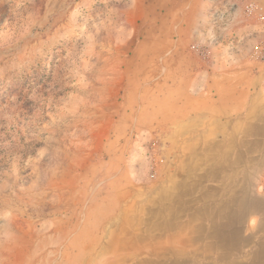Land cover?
<instances>
[{
	"label": "crops",
	"instance_id": "obj_1",
	"mask_svg": "<svg viewBox=\"0 0 264 264\" xmlns=\"http://www.w3.org/2000/svg\"><path fill=\"white\" fill-rule=\"evenodd\" d=\"M249 1H151V85L93 167L69 264H264V0Z\"/></svg>",
	"mask_w": 264,
	"mask_h": 264
},
{
	"label": "rangeland",
	"instance_id": "obj_2",
	"mask_svg": "<svg viewBox=\"0 0 264 264\" xmlns=\"http://www.w3.org/2000/svg\"><path fill=\"white\" fill-rule=\"evenodd\" d=\"M151 1L0 0V264L74 259L93 167L151 85Z\"/></svg>",
	"mask_w": 264,
	"mask_h": 264
},
{
	"label": "built area",
	"instance_id": "obj_3",
	"mask_svg": "<svg viewBox=\"0 0 264 264\" xmlns=\"http://www.w3.org/2000/svg\"><path fill=\"white\" fill-rule=\"evenodd\" d=\"M246 10H247L248 13L257 12L260 15L262 13V8H261V6L258 4V2L256 0H250L246 4ZM260 52H261V58L264 59V47L261 48Z\"/></svg>",
	"mask_w": 264,
	"mask_h": 264
}]
</instances>
